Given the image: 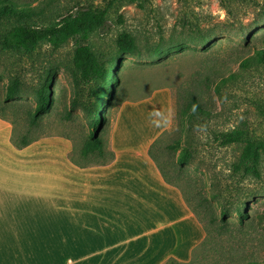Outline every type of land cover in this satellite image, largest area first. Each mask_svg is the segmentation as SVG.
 I'll use <instances>...</instances> for the list:
<instances>
[{
	"label": "rangeland",
	"instance_id": "374dc122",
	"mask_svg": "<svg viewBox=\"0 0 264 264\" xmlns=\"http://www.w3.org/2000/svg\"><path fill=\"white\" fill-rule=\"evenodd\" d=\"M107 1L58 0L33 22L47 25L77 3L103 7ZM263 8L264 0H231L228 8L220 0H127L110 9L103 29L79 42L88 45L107 66L116 61L112 71L117 82L98 105L104 118L100 136L105 146L121 101L140 99L156 89L171 91L172 125L153 144L151 154L161 174L181 191L188 208L196 211L198 218L191 212L202 230L199 245L179 263L264 262V153L256 167L257 176L235 173L232 168L238 163L244 140H264V65L241 69L232 62L264 46V23L258 24ZM15 24L1 20L0 40ZM123 32L134 38L137 50L118 56L116 38ZM75 46L66 42L53 49L41 43L31 53L0 46V114L11 124L15 140L65 136L78 153L89 138L84 112L70 107L73 99L86 104L91 89L89 84L74 80ZM230 72H237V77L226 83L221 95L205 80L206 76H227ZM16 77L21 81L20 90L5 102L6 90ZM43 80L51 82L52 102L32 125V90ZM190 96H197L212 115L182 117ZM235 127L243 130V142L219 145L215 133ZM175 143L179 148H174ZM183 147L190 157L181 166L176 159ZM107 158L88 155L82 159L102 162ZM222 209L228 217L226 226L220 221ZM235 210L246 213L249 219L240 225Z\"/></svg>",
	"mask_w": 264,
	"mask_h": 264
},
{
	"label": "crops",
	"instance_id": "0c3cea01",
	"mask_svg": "<svg viewBox=\"0 0 264 264\" xmlns=\"http://www.w3.org/2000/svg\"><path fill=\"white\" fill-rule=\"evenodd\" d=\"M172 119L167 88L123 100L107 138L113 159L100 164L65 136L17 149L0 118V264L186 261L201 226L149 155Z\"/></svg>",
	"mask_w": 264,
	"mask_h": 264
},
{
	"label": "trees",
	"instance_id": "16d2710c",
	"mask_svg": "<svg viewBox=\"0 0 264 264\" xmlns=\"http://www.w3.org/2000/svg\"><path fill=\"white\" fill-rule=\"evenodd\" d=\"M29 1H35L37 4L29 5L27 4ZM57 1L58 0H0V22L4 19L13 20L16 23L1 38L0 46L5 50L31 53L35 51L41 43H47L53 49L59 48L66 42H74L76 44L72 54V68L75 72L74 80L76 84H89L91 86L86 104L79 103L76 99H73L70 104L72 109L79 108L84 112L90 131L89 138L82 143L79 155L82 158H86L88 155H97L99 157L107 155L108 158L106 160L99 162L100 164H105L113 159V154L110 151H107V147L100 136L104 118L100 114L101 109L98 108V105L103 98L110 95L112 83L117 82L112 71V65H114L116 61L108 62L109 65L107 66L105 62H101L95 56L88 45L79 44V42L87 41L93 32L103 29L106 25L110 9L116 3L127 0H109L103 7H93L92 5L77 3L72 9L59 15L55 21L47 25H38L33 22L34 18H42ZM230 1L231 0H220L224 8H228ZM259 13L260 21L258 24L262 25L264 23V8L261 9ZM261 43H264V39H261ZM136 50L137 46L135 40L130 34L123 32L117 36L116 53L118 56L133 54ZM232 62L236 63L241 69H246L250 65H264V46L254 48L251 54L246 56L242 55L238 59H234ZM218 73L214 74V78L206 76L205 80L209 82L211 89L216 94L221 95L222 88L227 82L236 79L237 72H230L227 76ZM50 83L51 82L48 84L46 80H43L39 81L38 84L33 87L32 95L35 99V107L32 125L35 124V119L39 118L41 114L49 108L52 102L49 86ZM20 86V79L17 77L11 79L10 85L5 93L4 101L8 102L13 99L19 92ZM184 104L181 116L185 118L187 117V119L193 118L194 116L209 117L212 115V111L204 107L197 96H190ZM0 118L6 120L1 114ZM176 128L178 129V126H176ZM243 134V130L235 127L231 130L215 133V140H217L221 146H229L243 142ZM36 140L37 138L26 140L24 137L15 140L11 135V143L17 149L24 148ZM152 146L149 149V155L151 158ZM174 148H179L178 143L174 144ZM263 153L264 140H244L238 163L232 166L233 172H242L244 174L251 173L254 176H257L256 167ZM189 157V151L186 147H183L181 148L176 161L182 166L188 161ZM162 176L166 183L172 185L164 175ZM191 211L198 218L196 211L192 208ZM235 213L238 214V222L240 225L244 224V222L249 219V216L244 212L241 213L239 210H235ZM220 221L224 226L228 224V217H226L224 209L220 212ZM210 222L212 223L214 220H210ZM206 240H208V237ZM224 256L225 255L223 254L221 258ZM217 260L222 261L220 258ZM194 262L197 261L195 260L191 263H179L170 259L164 264H195ZM240 262H243L244 264H264V262H254L251 260H241Z\"/></svg>",
	"mask_w": 264,
	"mask_h": 264
}]
</instances>
